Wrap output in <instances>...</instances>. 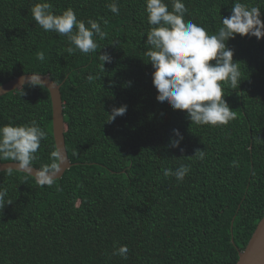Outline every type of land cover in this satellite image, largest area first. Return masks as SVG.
Instances as JSON below:
<instances>
[{"label": "trees", "instance_id": "obj_1", "mask_svg": "<svg viewBox=\"0 0 264 264\" xmlns=\"http://www.w3.org/2000/svg\"><path fill=\"white\" fill-rule=\"evenodd\" d=\"M41 2L56 14L70 7L77 19L97 20L107 35L94 37L96 52L69 55L67 37L33 19L31 8ZM112 2L0 0V85L32 73L61 85L73 164L51 186L20 171L0 172L5 200L13 201L0 211V264H236L264 215V37L226 41L241 71L237 88L221 82L235 118L197 125L156 100L145 0H116L118 15L107 7ZM234 2L183 0L185 20L216 34ZM239 2L259 7L264 22V0ZM164 3L171 11L172 0ZM104 52L112 59L101 70ZM122 105L126 113L107 122ZM33 120L47 135L32 162L39 169L56 151L48 90L27 84L22 96L16 90L0 97V126ZM173 129L183 136L177 148ZM197 149L203 160L193 156ZM6 162L14 161L0 158ZM181 164L190 165L183 181L163 175ZM114 243L128 246L127 259L112 255Z\"/></svg>", "mask_w": 264, "mask_h": 264}, {"label": "clouds", "instance_id": "obj_2", "mask_svg": "<svg viewBox=\"0 0 264 264\" xmlns=\"http://www.w3.org/2000/svg\"><path fill=\"white\" fill-rule=\"evenodd\" d=\"M145 5L147 22L150 25L146 43L151 46L146 55L154 69L152 84L158 93L156 100L169 104L173 110L186 111L191 123L226 125L236 114L223 98L225 95L221 82H227L235 89L241 81V71L238 63L233 62V50L227 47L226 41L234 38L236 34L254 36L257 40L264 37L260 8L249 7L235 0L231 15L221 19L222 27L216 34L209 35L202 26L192 20H185L187 8L183 0H172L171 11L164 0H145ZM107 7L113 14H119L116 0ZM31 14L45 32L52 31L67 37L70 46L65 51L69 55L76 51L85 55L96 52L99 45L94 37L104 39L107 35L97 20L89 18L85 22L77 19L70 7L56 14L52 3L41 2L32 6ZM103 23L107 24V20ZM112 45L115 46V42ZM37 59L44 61L43 51L37 53ZM98 59L99 67L105 70L104 63H111L112 58L104 52ZM87 79L92 81L94 77L88 75ZM41 81L38 73L27 77L28 86H39ZM24 87L25 83L20 82L15 88L20 96L24 95ZM126 111V105L113 108L108 114L107 122L114 121ZM173 133L177 139L171 140L170 145L177 148L183 136L178 129H173ZM46 138L45 130L35 120L19 126L9 122L0 126V158L14 161L16 167L31 173L40 142ZM193 156L203 160L205 152L197 149ZM51 157V164L41 165L35 172L40 186H51L60 171L59 152L53 151ZM232 164L238 167L235 161ZM7 171L11 175L12 168L9 167ZM189 171L190 165L181 164L175 171L171 168L164 169L163 175L174 176L177 181H183ZM6 196L7 189L0 188V211L6 204L13 202L11 199L5 200ZM128 252L127 245L117 246L114 243L113 256L127 259Z\"/></svg>", "mask_w": 264, "mask_h": 264}, {"label": "water", "instance_id": "obj_3", "mask_svg": "<svg viewBox=\"0 0 264 264\" xmlns=\"http://www.w3.org/2000/svg\"><path fill=\"white\" fill-rule=\"evenodd\" d=\"M30 74H23L6 81L0 85V97L6 96L15 89L20 82L27 85V77ZM41 75L42 81L39 85L46 88L50 95L51 111H52V135L56 151L59 152L61 165L60 171L56 174V179H60L63 174L71 168L73 164L70 163L65 147V123L63 116V102L60 93V84L55 83L48 75ZM11 167L12 170L20 171L35 178V172L39 169L32 167V172L16 167L15 162L0 163V172L7 171ZM36 179V178H35ZM55 179V180H56ZM236 264H264V215L257 224L251 238L249 239L243 251L238 253V260Z\"/></svg>", "mask_w": 264, "mask_h": 264}]
</instances>
